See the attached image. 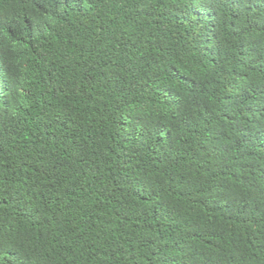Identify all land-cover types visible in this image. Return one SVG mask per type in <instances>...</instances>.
Listing matches in <instances>:
<instances>
[{
	"label": "trees",
	"instance_id": "trees-1",
	"mask_svg": "<svg viewBox=\"0 0 264 264\" xmlns=\"http://www.w3.org/2000/svg\"><path fill=\"white\" fill-rule=\"evenodd\" d=\"M0 264H264V0H0Z\"/></svg>",
	"mask_w": 264,
	"mask_h": 264
}]
</instances>
